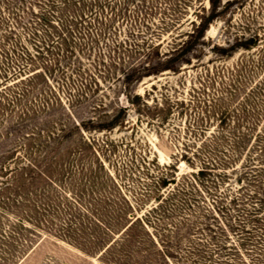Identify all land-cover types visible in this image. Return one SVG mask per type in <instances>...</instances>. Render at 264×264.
<instances>
[{
    "label": "rangeland",
    "instance_id": "1",
    "mask_svg": "<svg viewBox=\"0 0 264 264\" xmlns=\"http://www.w3.org/2000/svg\"><path fill=\"white\" fill-rule=\"evenodd\" d=\"M210 6L0 0V264H264V0Z\"/></svg>",
    "mask_w": 264,
    "mask_h": 264
},
{
    "label": "trees",
    "instance_id": "2",
    "mask_svg": "<svg viewBox=\"0 0 264 264\" xmlns=\"http://www.w3.org/2000/svg\"><path fill=\"white\" fill-rule=\"evenodd\" d=\"M219 1L220 0H209V2H210V8H211V13L210 14H208L207 16H204L203 18H201V22L199 23V25L198 26H196V30L194 31V33L193 34H191V35H194L195 33H197V35L198 36H200V37H202L203 36V34L206 32V30H208V26L210 25V23L213 21V20H215L217 17H218V4H219ZM255 39H257V36L255 37ZM250 44H249V46H248V48L249 47H251L253 44H251V43H255V41L253 40V38L252 39H250V41H248ZM182 49H184V46H181L180 48H178V49H176L175 50V52H178L179 53V51L180 52H182L183 50ZM219 50H223L222 48H218ZM173 61V60H172ZM163 70H169V69H172L171 67H167V66H165L164 68H162ZM154 71H158V70H154ZM159 71H162V70H159ZM150 75V73L149 74H147L146 76H149ZM261 137V136H260ZM6 153H10V152H6ZM3 154H5V152H2V153H0V156H3ZM0 167H2L1 169H0V172L1 173H5V172H7V170H6V168L5 167H3V166H0ZM34 169H36V168H33V167H29L28 169H26L27 170V172H33L34 171ZM35 172V171H34ZM201 173H203V171H201ZM14 174V171H10V174H8L9 175V177L11 176V175H13ZM29 174V173H28ZM8 175H6V176H8ZM26 176V175H25ZM12 177V176H11ZM41 177V176H40ZM8 178V177H7ZM17 179V177H15L14 178V180H12V181H8V182H5V183H3V182H1L0 183V196H2V199L4 200V204H6V203H17L16 205H18L19 203H20V200H18V199H16V201H14L15 200V198H16V196H19V199H21V200H23V201H29V199H28V197H29V194L28 193H26L25 191H23V192H20V190H15L14 192H12V188L11 187H14L15 185H14V183L17 181L16 180ZM37 178H35V180H36ZM34 179L33 178H27V176H26V179H24V182H23V185H25V187H23V188H25V189H27V186H28V183H29V185H31V181H33ZM34 182L35 181H33V184H34ZM17 191V192H16ZM28 191H30V190H28ZM20 192V193H19ZM23 197H24V199H23ZM0 203H2L1 202V200H0ZM143 222V220L141 219V220H139V218H137L135 221H132V222H130L129 223V225H127V228L125 229V231H124V233L123 234H125L126 232H128L135 224H136V222ZM128 238H130V235L129 234H127V235H125L124 236V238L123 239H121L123 242L124 241H127V239ZM134 238H131V239H129V241L128 242H130V240H133ZM121 241V242H122ZM133 242V241H132ZM114 243H112L108 248H107V250H109L110 248H112V245H113ZM123 243H121V245H122ZM129 244V243H128ZM118 245V244H117ZM119 246V245H118ZM128 248V247H127ZM107 250L105 251V253L107 252ZM130 253H132L131 251H130ZM162 253H163V250H162ZM128 255L129 254H126L125 255V257L126 258H128ZM164 255V254H163ZM131 256V255H130ZM164 256H166V255H164Z\"/></svg>",
    "mask_w": 264,
    "mask_h": 264
}]
</instances>
